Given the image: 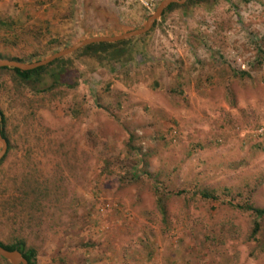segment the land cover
Here are the masks:
<instances>
[{"label":"rangeland","instance_id":"rangeland-1","mask_svg":"<svg viewBox=\"0 0 264 264\" xmlns=\"http://www.w3.org/2000/svg\"><path fill=\"white\" fill-rule=\"evenodd\" d=\"M160 1L0 0V60L138 29ZM156 22L114 71L69 58L53 88L54 68L0 70V241L38 264H264V218L238 208L264 209V0Z\"/></svg>","mask_w":264,"mask_h":264},{"label":"trees","instance_id":"trees-1","mask_svg":"<svg viewBox=\"0 0 264 264\" xmlns=\"http://www.w3.org/2000/svg\"><path fill=\"white\" fill-rule=\"evenodd\" d=\"M198 1L199 0H188L182 6L196 4V3H198ZM182 6L169 5L163 11L160 18H162L172 8L182 7ZM156 23L157 22L154 23L152 28L156 25ZM147 33L136 38V40L139 41L138 43H140L139 38H141V39L144 38L145 36H147ZM130 41L131 40H125V41H119V42H115V43H98V44L87 45V46L80 48L79 50H77L76 52H74L68 56H65V57H62L60 59L52 61L51 63L47 64L46 66L38 67V68L29 70V71H19L17 69H9V68H0V70L8 71L11 74H13L15 77L13 79V81L15 83L21 85V83L24 84V83L30 82V81L37 83L40 80V78L44 76V74L46 73L47 70H50V68H54L55 69V70H53L54 74L52 75V81H53L52 85H54L53 88H55L56 86H60V85L65 86V85H68L66 80L62 83L59 81L63 77V74L66 70V66H64V62H66V60H69V58L76 59L80 62V64L84 65L86 68H87V66L91 67L92 68L91 70L88 68L89 69V70H87L88 72H91L93 69L100 68V67H103V68L107 67L109 70L114 71L115 68L124 67L126 64H128L129 60L127 58H125V59L121 58L120 56L122 53H124L125 51L128 50L127 44H129ZM137 45H135V47H133L134 53L138 52L136 50ZM260 51L262 52V55L264 57V50L261 49ZM128 52H129V50H128ZM4 60H6V59H4ZM9 60L19 62V63H24L23 61H21L19 59H15V58H12ZM28 63H30V62H28ZM87 71H85L86 72V78L88 77ZM237 75H241L244 77L247 76L246 73H244V72H240ZM79 76H81V75L79 74V71L77 69L76 70V77L80 78ZM84 80L85 79H82V81H84ZM53 88L48 89L47 92H49ZM3 126H4V121L2 118V114L0 113V137L6 143V146H7L6 152H7L8 141H7V137L5 135ZM6 152L2 156V158L0 159V165L6 156ZM200 196H201V198H204V199H210L211 198V196H209L208 193H204V192L201 193ZM159 207H160L159 210H160L161 215L164 214L163 206L161 203H160ZM238 208H241L242 210L250 212L256 218V220H258L259 218H262V217L264 218V209H257V208L251 207L249 205H244V207H238ZM257 230H258L257 223L253 222V227H252L250 236L253 237L256 234ZM0 248L4 249L6 251H9V252H11V251L18 252L20 254V256L25 260L26 264H38L37 258L39 255V253H38L39 251L37 249H35V247H27L21 238L11 237V240L7 241L6 243H3L0 241ZM200 248L203 249L204 247H200ZM57 261L58 262H64L62 257L57 258ZM0 262L2 264H9L2 259H0Z\"/></svg>","mask_w":264,"mask_h":264},{"label":"water","instance_id":"water-1","mask_svg":"<svg viewBox=\"0 0 264 264\" xmlns=\"http://www.w3.org/2000/svg\"><path fill=\"white\" fill-rule=\"evenodd\" d=\"M186 1L188 0H161L157 4L154 11L145 19L143 25L138 29L130 30L116 36H100V37H91V38L83 39L70 45L69 47H66L61 51H57L51 54L50 56L33 63H19L11 60H0V68L17 69L19 71H29L38 67L46 66L52 61L68 56L87 45L98 44V43H115L125 40L135 41L136 38L149 32V30L152 28L154 23L161 17L163 11L169 5L182 6L183 4L186 3ZM5 150H6V143L0 137V159L4 155ZM0 259L6 261L9 264H26L25 260L20 256L18 252L16 251L9 252L2 248H0Z\"/></svg>","mask_w":264,"mask_h":264},{"label":"built area","instance_id":"built-area-1","mask_svg":"<svg viewBox=\"0 0 264 264\" xmlns=\"http://www.w3.org/2000/svg\"><path fill=\"white\" fill-rule=\"evenodd\" d=\"M150 6H151V4H150V3H148V2H147V3H144V8H145V9H147V10H148V9H149L148 7H150Z\"/></svg>","mask_w":264,"mask_h":264}]
</instances>
